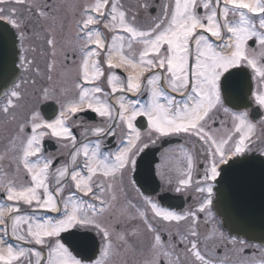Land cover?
Segmentation results:
<instances>
[{
	"label": "snow or ice",
	"instance_id": "snow-or-ice-1",
	"mask_svg": "<svg viewBox=\"0 0 264 264\" xmlns=\"http://www.w3.org/2000/svg\"><path fill=\"white\" fill-rule=\"evenodd\" d=\"M150 7L147 0L138 5L145 10ZM80 13L77 38L81 41L79 79L83 83L76 84L78 94L68 99L55 89L40 90L37 106L19 124V144L12 142L17 169L26 173V180L18 184L7 173L0 174V264H114L119 252L130 245V236L110 223L106 213L125 186L140 198L144 210L137 209V215L152 236L143 264H166L176 245L165 243L153 220L180 222L195 219L196 212L163 209L157 194H146L155 193L143 179L146 149L162 137L180 134L206 146L207 163L202 165L204 175L195 190L203 194L197 211L209 216L223 168L245 156L264 160V151L256 153L252 147L255 125L249 119L253 104L264 109V0H169L147 27L121 0H89ZM39 15L45 12L39 11ZM0 23L14 30L20 67L30 70L33 61L27 58L29 49L24 46L29 37L15 9L6 12L0 7ZM101 24L112 33L111 43H106L104 33L96 27ZM47 43L54 45L52 39ZM102 52L110 92L97 83L105 76L99 60ZM118 68L131 72L121 77L114 71ZM250 81L257 82L255 90ZM116 93L120 94L118 108L102 98ZM127 93L146 94V99H129ZM0 96L6 98L5 114L18 108L23 98L16 81L0 90ZM41 101L59 106L52 118L45 119L39 110ZM88 111L111 123L85 128L82 134L97 139L78 146L69 119ZM221 111L231 121L227 132H221L225 120L216 129L209 124L211 114ZM138 117L147 120V139L136 126ZM117 127L122 133L120 144L115 151H105L103 138L115 137ZM45 137L66 142L65 147L70 143V159L59 164L58 159L44 155ZM192 170L189 156L186 173L174 187L168 179L165 190H187L192 185ZM148 173L153 178L151 162ZM157 174L163 180L159 169ZM23 206L31 211L22 213ZM41 211L55 216H37ZM190 236L195 238L197 232L192 230ZM9 238L40 248L14 246ZM184 239L190 245L186 251L194 257L193 264H213L195 239L185 236L181 243ZM176 260L178 264V256Z\"/></svg>",
	"mask_w": 264,
	"mask_h": 264
},
{
	"label": "flooded vegetation",
	"instance_id": "flooded-vegetation-1",
	"mask_svg": "<svg viewBox=\"0 0 264 264\" xmlns=\"http://www.w3.org/2000/svg\"><path fill=\"white\" fill-rule=\"evenodd\" d=\"M89 0H25V3L18 4L15 0H4L0 7L6 12L15 9L16 16L23 21V30L27 33L29 40L25 43V47L29 49L27 58L33 61L30 70L20 67L19 54L20 45L17 44L18 60L17 67L20 71V77L16 83L20 85L22 99L18 102L19 107L10 109L8 114L3 113L2 109L6 104V98H0V174L7 173L9 177L14 178L18 184L25 182L26 173L17 169L15 161V152L12 148V142L19 144L18 128L19 124L27 116L30 110L37 106V100L40 90L47 87L55 89L57 92H63L68 99L78 94L76 88L77 83H83L79 79L81 54V41L78 36V21L81 18V6L88 3ZM145 0H121V3L129 11V13H138V22L147 27L151 25L156 15L160 13L162 4L168 3L169 0H147L150 8L145 10L138 8V5L144 3ZM39 11H44L45 15H39ZM106 37V43H111L112 33L103 28V25H97ZM48 39L54 41V45L47 43ZM100 64L104 69L105 76L101 78L99 85L105 92H110L107 85V76L109 70L104 64V53L100 57ZM51 66V69L50 67ZM117 75L125 77L131 72V69H115ZM150 73H145V76ZM51 77V79H49ZM253 90L257 87L256 81H250ZM88 86V85H85ZM165 91H169L164 85ZM109 95L102 97L118 108L117 97ZM173 95H178L173 93ZM129 99H146L138 97L134 93H127ZM14 103H17L14 101ZM39 110L45 119L52 118L58 105L52 104L51 101H41L38 105ZM115 111L113 115L115 116ZM212 120L209 121L210 126L214 129L218 128L221 120H225V126L221 132H227L231 129V121L227 120L224 113H214ZM249 119L255 125L252 135V147L256 153L264 151V109L252 105L249 109ZM75 121V123H73ZM72 125L74 135L77 137L78 146L81 144L94 141L97 137L92 135H84L85 128L90 126H105V123L111 121H103L99 116L88 111L87 113L77 114L69 119ZM137 128L141 131L142 137L147 139L149 131L147 120L138 117L136 122ZM29 131V129H26ZM115 137H104V150L115 151L122 139V133L119 127L115 129ZM66 142H58L55 138L45 137L43 141V154L59 160V164L65 163L72 150L69 143L65 147ZM206 146L197 142L194 137H188L184 134L162 137L154 145H150L146 149L147 155L144 156V173L143 179L148 183L153 191H148L147 195L157 194L159 204L163 209L184 213L186 211L196 212V218H188L180 222L160 221L158 218L153 223L159 228L162 239L166 244H175L174 255L166 258V264H177L176 257H179L178 264H193L194 257L186 251L189 246L188 240L195 239L198 248L206 258L210 259L213 264H264V244L247 240L231 233L223 224L221 218L212 208V215L198 212L203 194L196 192V183L204 175L202 165H206L205 156L207 152L204 150ZM193 160L192 185L181 193H176L168 189L166 181L171 179L173 187L176 180L182 173L187 171L188 157ZM34 159V158H33ZM82 159V158H81ZM149 162L152 164L153 178L148 173ZM59 164L56 166L58 167ZM157 169L163 173V180L157 174ZM70 182V181H69ZM54 187V185H53ZM74 190V189H73ZM143 190V189H142ZM65 195L68 194V188L65 189ZM117 199L112 201L111 207L106 213V217L110 223L115 224L121 232L127 230L130 236V245L125 247L115 257L114 264H143L147 252L148 244L151 242V234H147L143 227V222L137 215V209L144 210V206L131 187H124L122 192H117ZM161 197V199H160ZM88 199V197H85ZM0 200L3 196L0 195ZM10 203V202H6ZM135 205V207H133ZM22 213L30 212L26 206L21 209ZM8 215L4 213V218ZM37 216L52 215L55 213L37 212ZM148 216L152 219V213L149 211ZM3 227V225H0ZM195 230L197 236L192 238L190 232ZM133 233H136L135 235ZM99 241V237H96ZM10 242L15 245H21L25 248H36L40 246L29 245L25 242L16 241L9 238ZM46 255V249L44 250Z\"/></svg>",
	"mask_w": 264,
	"mask_h": 264
},
{
	"label": "water",
	"instance_id": "water-1",
	"mask_svg": "<svg viewBox=\"0 0 264 264\" xmlns=\"http://www.w3.org/2000/svg\"><path fill=\"white\" fill-rule=\"evenodd\" d=\"M18 54L14 31L0 23V90L17 81ZM215 192L213 208L224 226L239 237L264 244V160L245 156L231 162L223 168Z\"/></svg>",
	"mask_w": 264,
	"mask_h": 264
}]
</instances>
